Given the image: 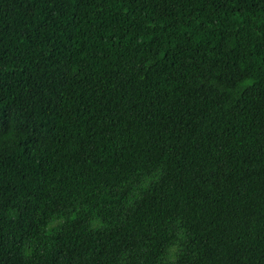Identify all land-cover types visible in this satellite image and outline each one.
<instances>
[{
    "label": "trees",
    "instance_id": "1",
    "mask_svg": "<svg viewBox=\"0 0 264 264\" xmlns=\"http://www.w3.org/2000/svg\"><path fill=\"white\" fill-rule=\"evenodd\" d=\"M0 264H264V0H0Z\"/></svg>",
    "mask_w": 264,
    "mask_h": 264
}]
</instances>
